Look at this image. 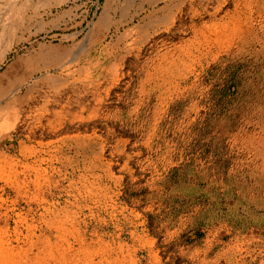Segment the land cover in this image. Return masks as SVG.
<instances>
[{"label": "bare ground", "instance_id": "6f19581e", "mask_svg": "<svg viewBox=\"0 0 264 264\" xmlns=\"http://www.w3.org/2000/svg\"><path fill=\"white\" fill-rule=\"evenodd\" d=\"M0 1V34L9 35L33 4ZM191 1L161 0V8L139 25L141 39L113 62L93 55L96 41L79 49L76 74L82 85L72 87L75 101L47 108L46 122L27 127L17 145L23 152L31 142L42 146L36 137H47V150L23 154L14 169L0 166V264H207V244L175 247L180 235L170 219L160 228L149 223L147 229L152 204L127 200L125 191L159 192L173 154L155 142L176 104L163 103L165 95L174 91L178 101L193 97L213 65H249L244 78L253 106L230 144L246 154L242 172L255 180L253 193L247 189L238 196L249 204L264 200V0H199L196 8ZM183 2L187 5L175 11ZM108 18L104 10L97 30ZM12 43L0 40V61ZM70 53L39 45L30 61L44 66L47 58ZM121 82H138L134 102L101 103ZM8 88L0 86L6 103H31L28 94L5 95ZM109 105L113 110L107 111ZM0 157L6 155L0 152ZM121 186L123 193L117 190ZM218 192L228 197L234 190L220 184ZM215 263L223 264L220 256Z\"/></svg>", "mask_w": 264, "mask_h": 264}, {"label": "rangeland", "instance_id": "374dc122", "mask_svg": "<svg viewBox=\"0 0 264 264\" xmlns=\"http://www.w3.org/2000/svg\"><path fill=\"white\" fill-rule=\"evenodd\" d=\"M109 1L31 0L33 5L11 34H0V40H13L5 59L0 61V86L9 87L5 95L32 97L31 103H6L0 99V152L6 155L5 159L0 157V166L4 169L18 167L32 149L47 150V137H36L34 142L40 140L42 146L31 142L28 145L34 148L23 152L17 145L25 139L27 127L46 122L47 108L67 99L75 101L77 92L72 87L80 89L82 85L76 74L81 66L79 49L96 41L97 44L92 43L97 47L93 55L113 62L117 55L136 45L141 39L139 25L163 5L161 0H132L128 8L123 0ZM198 4L199 0L191 1L193 8ZM186 5L183 2L175 11ZM104 10L109 16L107 25L97 30L96 21ZM39 45L71 53L47 58L43 66L30 61ZM19 59L24 62H16ZM209 70L201 81L200 94L180 101L174 91L165 95L163 103L176 104L169 108L155 142L162 151L173 154L170 168L162 173L159 192H128L123 186L117 190L125 191L127 200L140 199L141 206L152 204V214L145 223L147 229L151 228L149 223L160 228L170 219L180 235L175 247L202 248L207 244V264L217 262L218 256L223 264H264V200L260 205L249 204L238 196L239 191L247 189L253 193L255 180L251 173L242 172L249 161L246 154L230 144L236 128L242 126L253 106L250 100L254 94L244 78L249 65H213ZM137 85L138 82H121L114 89L115 94L110 92L101 103H133ZM19 87L23 88L16 91ZM194 97L196 105L190 108ZM106 109L113 110L110 105ZM220 184H231L234 192L222 197L218 192ZM154 230L148 233L149 238H153Z\"/></svg>", "mask_w": 264, "mask_h": 264}]
</instances>
